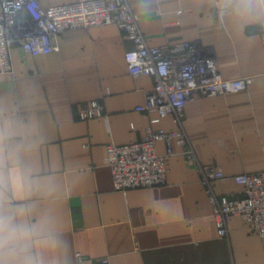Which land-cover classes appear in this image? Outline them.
Instances as JSON below:
<instances>
[{"label":"crops","instance_id":"crops-1","mask_svg":"<svg viewBox=\"0 0 264 264\" xmlns=\"http://www.w3.org/2000/svg\"><path fill=\"white\" fill-rule=\"evenodd\" d=\"M56 5L79 0H39ZM152 46L194 41L224 78L252 75L246 90L188 99L186 143L172 140L165 182L115 189L106 145L141 138L147 126L179 128L172 114L140 110L154 79L130 72L131 39L115 23L65 29L44 54L11 46L12 71L0 73L5 191L41 225L33 246L41 264H264V237L237 214L220 237L201 167L220 168L218 195L241 197L235 174L264 169V0H127ZM96 100L100 116L80 108ZM156 151L166 154L158 140ZM83 258L78 259L77 253ZM9 264L12 258L9 257Z\"/></svg>","mask_w":264,"mask_h":264},{"label":"built area","instance_id":"built-area-1","mask_svg":"<svg viewBox=\"0 0 264 264\" xmlns=\"http://www.w3.org/2000/svg\"><path fill=\"white\" fill-rule=\"evenodd\" d=\"M139 21L140 15L131 9L127 0H79L48 6L39 0H0V73L12 71V45L18 44L24 53L33 55L49 53L55 48L56 35L69 28L115 23L132 40L133 47L125 52L130 72L147 74L154 79L145 103L138 109L156 110L159 116L172 114L179 128L167 131L149 125L139 139L106 145L105 161L114 188L120 190L165 182L166 157L173 153L172 140L183 145L187 140L183 119L188 99L196 94L246 90L253 82L252 75L224 78L215 57L201 54L194 41L149 45ZM260 33L264 40V22ZM103 112V105L93 100L82 106L79 114L92 117ZM158 140L166 142V154L157 153ZM200 174L220 237L228 236V221L233 214L241 216L249 230L264 237V169L234 175V179L244 186L239 198L217 194L213 181L226 177L220 168L201 167ZM77 257L83 258L79 252ZM101 263L109 264V259L102 257Z\"/></svg>","mask_w":264,"mask_h":264},{"label":"clouds","instance_id":"clouds-1","mask_svg":"<svg viewBox=\"0 0 264 264\" xmlns=\"http://www.w3.org/2000/svg\"><path fill=\"white\" fill-rule=\"evenodd\" d=\"M4 138L5 131L0 128V264H9V257L12 258V264H41L32 249L42 242V226L27 221V207L13 209L6 203L5 191L9 182L19 184L21 178L12 173L7 180L5 178Z\"/></svg>","mask_w":264,"mask_h":264}]
</instances>
